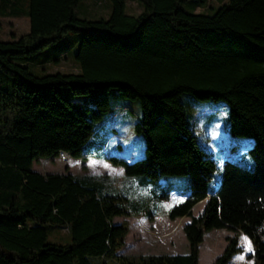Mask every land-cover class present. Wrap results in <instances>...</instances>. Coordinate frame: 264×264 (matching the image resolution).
<instances>
[{
	"label": "trees",
	"instance_id": "trees-1",
	"mask_svg": "<svg viewBox=\"0 0 264 264\" xmlns=\"http://www.w3.org/2000/svg\"><path fill=\"white\" fill-rule=\"evenodd\" d=\"M1 1L0 15L24 14L30 29L0 39V264H199L204 237L216 229L233 235L213 264L243 254V235L253 264H264V0H228L212 13L183 9L206 0H139L136 16L125 12V0H110V16L95 20L76 15L81 0H28L25 10L18 0ZM70 32L79 34V71L33 72L31 65L66 56ZM184 93L192 99L182 101ZM126 99L141 107L134 129L145 148L137 160L105 152L108 140L97 139ZM193 100L225 102L228 132L253 139L254 166L226 157L211 195L218 168L188 118ZM84 150L123 167L150 197L169 199L167 190L158 192L162 177L187 176L189 188L167 216L191 217L183 226L189 252L120 254L130 223L115 219H155L147 198L130 200L90 174L33 168L60 153L85 159ZM55 228L67 229L71 242L48 241Z\"/></svg>",
	"mask_w": 264,
	"mask_h": 264
},
{
	"label": "rangeland",
	"instance_id": "rangeland-1",
	"mask_svg": "<svg viewBox=\"0 0 264 264\" xmlns=\"http://www.w3.org/2000/svg\"><path fill=\"white\" fill-rule=\"evenodd\" d=\"M228 0H206V9L197 11L192 7L191 2L183 5V9L187 12H203L212 13L220 5ZM20 9H27L28 0H18ZM125 12L129 15H138L142 12L143 7L139 0H125ZM211 6L209 7V5ZM0 8H4L3 2L0 0ZM9 9V6H5ZM76 15L80 18L107 19L111 14L110 0H81L75 9ZM30 29L29 19L26 15L21 16H2L0 15V39L11 40L18 38L20 35L28 32ZM79 34L70 32L64 39L69 40L68 52L65 57H62L58 62L45 64L42 66L31 65L33 72L41 74L43 72H78L79 67L74 59L75 52L79 46ZM75 39V40H73ZM53 56L57 55L58 50H52ZM54 58V57H53ZM43 60V57H36L35 62ZM7 80L11 79L5 77ZM112 97L111 95L109 98ZM182 101L192 99L190 94L184 93L181 95ZM192 107L187 110L190 119L193 116L194 131L198 141L202 146L206 147L217 164V170L214 172L209 184L208 194L215 192L221 181V165L224 157V152L231 154L233 152L245 154V158L234 159L249 167L254 166L252 156L247 149L252 145L251 137L235 136L228 132V106L221 100H193ZM121 113H124L119 119L114 122H109L103 129L102 135L97 139H107L105 152L120 156L127 160H137L144 156L145 141L143 133H138L134 129L135 123L141 116V107L138 99H126L120 103ZM206 108L212 109L214 120H208L205 115L198 120V115L201 110ZM208 112V111H207ZM208 134H212L213 138L209 139ZM235 150V151H233ZM87 159L83 157L75 158L66 153H60L54 158H41L34 162V170L43 174L47 173H72L74 175L90 174L95 176L99 183L114 181L115 184L109 186V190L117 191L120 182H124L125 195L130 200L146 199L149 208L156 215V220H150L145 215L142 216H127L117 217L115 223L127 220L130 223L129 235L126 237L124 247L119 251L120 254L138 255V254H155V253H172L185 254L189 252V242L183 231L185 223L189 222L190 216H184L175 220L170 219L167 214L171 206L180 201L184 197L189 188V178L187 176H166L160 179V187L158 192H169V199L165 196L150 197L153 192L147 187L138 186L137 181L126 183L124 177L119 172H116V166L105 160L112 168L104 171V167L95 160V151H86ZM68 155V157L65 156ZM88 162L89 169L86 165ZM252 162V163H251ZM251 164V165H250ZM98 170V171H96ZM99 172V174H92ZM101 174V175H100ZM127 177V176H126ZM132 185V187H130ZM137 187V188H136ZM161 193V194H162ZM150 197V198H149ZM200 202V201H199ZM199 202L193 207V215L197 216L203 212L204 203ZM233 232L222 229L212 230L208 232L200 247L199 264H213L215 259L224 251L228 241L227 237L232 236ZM242 236L240 245L244 248L243 254L235 255L229 264H253V259L248 256L249 239ZM48 241L61 242L63 244L70 243L71 237L67 229H51L48 235ZM107 263L114 264L110 261Z\"/></svg>",
	"mask_w": 264,
	"mask_h": 264
},
{
	"label": "crops",
	"instance_id": "crops-1",
	"mask_svg": "<svg viewBox=\"0 0 264 264\" xmlns=\"http://www.w3.org/2000/svg\"><path fill=\"white\" fill-rule=\"evenodd\" d=\"M211 6V4L209 5V7ZM206 7H207V3L206 4H204L203 6H198V7H196V10L197 11H200V10H203V9H206ZM120 108H122L121 106H119L118 108H116L115 109V111L112 113V116L110 117V120L108 121V122H114L115 120H117V119H119L121 116H123V114L124 113H121V111H120ZM208 111V112H207ZM203 115H205V117H207V119L208 120H214L215 118H213V115H214V113L212 112V109H209V110H207L206 108H203L202 110H201V114L200 115H198V118H197V120L201 117V116H203ZM207 137H209V139H211V138H213V136H212V134L210 135V134H208L207 135ZM245 150V149H244ZM244 150H242V152H244ZM233 151H235V150H233ZM242 152L240 153H237V152H233V153H231V154H227L226 152H224V157H229V158H232V159H238V158H245V154H242ZM97 156V155H96ZM85 159H87V158H85ZM95 160L97 161V162H99V164L101 165V166H103L104 167V171H109V170H107V169H111L112 167L109 165V164H107V163H105V159H103V158H100V157H95ZM252 163V162H251ZM86 165H87V167H88V170H90L89 169V165H88V162H86ZM251 165V164H250ZM115 166V165H114ZM249 166V165H248ZM96 171H98V170H96ZM116 172H119L120 174H122V177H124V179L123 180H125V182L126 183H131V182H133L135 179L134 178H128V177H126V175H125V170H124V168L123 167H121V166H116V170H115ZM48 174V173H47ZM92 174H99V172H94V173H92ZM101 175V174H100ZM112 184H115V182L113 181H109V182H106L105 183V187L108 189L109 188V186L110 185H112ZM126 185H124V182H120V184L118 185V189H117V191H123L124 190V187H125ZM207 200H208V197L207 198H205V199H203V200H201L200 202H199V204H201V203H204L205 202V204H206V202H207ZM205 206V205H204ZM154 220H156V218L155 219H153V221ZM117 223H120V222H117ZM217 230H222V229H217ZM230 231V230H229ZM232 232V231H231ZM128 235H129V233H128ZM127 235V236H128ZM245 236V235H244Z\"/></svg>",
	"mask_w": 264,
	"mask_h": 264
},
{
	"label": "snow or ice",
	"instance_id": "snow-or-ice-1",
	"mask_svg": "<svg viewBox=\"0 0 264 264\" xmlns=\"http://www.w3.org/2000/svg\"><path fill=\"white\" fill-rule=\"evenodd\" d=\"M247 238H245V240H246ZM248 247H249V250H251V243L250 242H248Z\"/></svg>",
	"mask_w": 264,
	"mask_h": 264
}]
</instances>
